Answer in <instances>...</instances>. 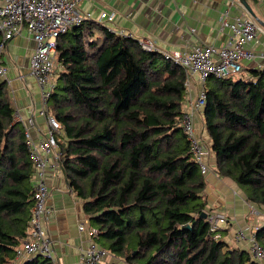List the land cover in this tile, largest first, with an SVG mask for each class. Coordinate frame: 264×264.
<instances>
[{"label":"trees","instance_id":"trees-1","mask_svg":"<svg viewBox=\"0 0 264 264\" xmlns=\"http://www.w3.org/2000/svg\"><path fill=\"white\" fill-rule=\"evenodd\" d=\"M50 112L59 167L95 241L124 264H258L208 232L204 174L180 125L184 69L134 36L85 20L59 36ZM203 124L215 171L264 208V70L210 76ZM0 80V264H15L33 197V164ZM60 136V134H59ZM264 247V226L254 231ZM18 264H54L35 255ZM111 264H120L112 262Z\"/></svg>","mask_w":264,"mask_h":264},{"label":"crops","instance_id":"crops-1","mask_svg":"<svg viewBox=\"0 0 264 264\" xmlns=\"http://www.w3.org/2000/svg\"><path fill=\"white\" fill-rule=\"evenodd\" d=\"M255 15L264 23V0H246ZM81 11H89L93 21H97L101 12H114V20L107 25L116 30H123L139 40L150 41L156 49L183 52L197 43L225 45L231 37L228 27L221 23L220 16L228 11L229 19L242 15L246 9L231 0H80L77 3ZM98 22V21H97ZM259 24V23H258ZM254 42L248 47L255 53V58L243 62V77L251 76L252 69H262L264 59V26ZM1 39V34H0ZM35 42L23 27L7 45L1 56V64L6 68L5 76L0 80L7 83L9 96L22 119L33 116V137L43 138L46 120L39 115L42 106L40 90L29 70V58ZM59 67L56 65V72ZM190 96H195L204 87L197 76H192L189 86ZM185 108L186 106H182ZM203 108L195 112L194 125L197 136L205 151L203 162L207 165L205 179L206 209L224 214L227 224L221 230L222 238L230 248L246 250L247 242L235 241V233L243 230L253 234L256 228L264 226V208L249 203L243 189L229 177L215 171L216 156L211 149V141L203 124ZM59 141L65 137L61 131ZM58 149L50 155L51 167L47 175L49 186L48 204L53 208V216L45 223L52 240L55 264H80V253L90 241L86 231L79 230V225H90L87 214L83 211V200L69 187L54 157ZM251 207L262 212L251 213ZM105 262L111 264L122 260L106 251ZM21 259H16L18 264Z\"/></svg>","mask_w":264,"mask_h":264},{"label":"built area","instance_id":"built-area-1","mask_svg":"<svg viewBox=\"0 0 264 264\" xmlns=\"http://www.w3.org/2000/svg\"><path fill=\"white\" fill-rule=\"evenodd\" d=\"M80 0H0V76H5L6 68L1 64V56L6 50L8 42L24 27L35 42L34 50L29 58L30 74L40 90L42 106L39 115L46 120V131L43 138L33 137V116L22 119L14 113V120L20 122L29 157L33 164V197L26 235L16 252V259L30 258L42 255L50 258L54 263L52 240L45 227V223L53 216V208L48 204L49 186L47 175L51 167L50 155L58 149V136L62 131L61 123L49 109V97L55 86V63L57 42L60 35L70 27L77 26L85 20H92L89 11H81L77 3ZM242 6L239 0H231ZM228 11H223L220 16L223 26L228 27L231 37L225 45L197 43L188 50L167 52L158 50L147 40H140L146 50H157L166 58L179 64L185 72L184 86L186 93L183 101V112L180 125L190 141L191 152L199 164L202 174L207 171L203 162L205 148L198 139L194 127L195 112L200 111L206 102L204 87L195 96H190L189 86L192 76H197L204 85L210 76L226 78L240 76L243 72V62L255 58V53L248 47L254 42L261 30L258 22L245 11L242 15L229 19ZM114 12H101L97 21L106 25L119 35L132 36L123 30H116L107 24L114 20ZM264 59V53L259 56ZM264 70V65L262 67ZM56 166H59L58 153L54 157ZM251 213L261 215L255 207ZM205 220L208 232L214 240L222 238L221 230L227 224L224 214L205 210ZM79 230L86 231L90 238L86 248L80 253V264H108L105 262L106 250L95 241L99 230L95 226L79 225ZM235 241L247 242L246 251L258 264H264V247L255 239L253 234L243 230L235 233ZM55 264V263H54Z\"/></svg>","mask_w":264,"mask_h":264},{"label":"water","instance_id":"water-1","mask_svg":"<svg viewBox=\"0 0 264 264\" xmlns=\"http://www.w3.org/2000/svg\"><path fill=\"white\" fill-rule=\"evenodd\" d=\"M240 3L242 4V6L246 9V11L262 26H264V23L261 22V20H259V18L255 15V13L253 12V10L251 9V7L248 5V3L246 2V0H239ZM201 216L203 218L206 217V212L203 211Z\"/></svg>","mask_w":264,"mask_h":264},{"label":"rangeland","instance_id":"rangeland-1","mask_svg":"<svg viewBox=\"0 0 264 264\" xmlns=\"http://www.w3.org/2000/svg\"><path fill=\"white\" fill-rule=\"evenodd\" d=\"M55 68H56V63H55ZM194 127H195V125H194ZM195 132H196V128H195ZM197 133V132H196ZM122 264H124V262H122Z\"/></svg>","mask_w":264,"mask_h":264}]
</instances>
